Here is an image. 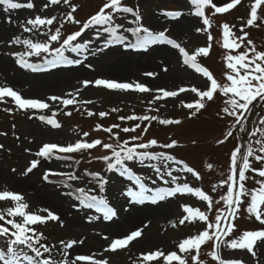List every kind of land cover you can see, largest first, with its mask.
I'll list each match as a JSON object with an SVG mask.
<instances>
[{
    "label": "snow or ice",
    "instance_id": "1",
    "mask_svg": "<svg viewBox=\"0 0 264 264\" xmlns=\"http://www.w3.org/2000/svg\"><path fill=\"white\" fill-rule=\"evenodd\" d=\"M240 3L241 0H215V2L214 0H190V5L194 6V12L191 10H162L159 13L169 24L177 26L182 25L184 18L189 15L201 18V24L195 28V32L206 34V46L198 47L191 54L182 45L180 38H173L169 35L172 31L170 26L162 30L154 27L140 11L139 5H129L125 0H104L98 11L84 21L76 18L75 14L81 5L74 4L73 0H44L43 9H50L51 6L61 4L69 9L54 30L52 26L57 22V17L51 12L48 15H34L33 18H26L20 25L25 33H39L46 37L45 40L36 42L31 38L21 39L15 34L7 40H0V44L9 47L12 45L26 46V51H17L10 55L15 57L14 63L21 69L34 73L62 68V66H80L84 64L89 55L96 56L115 45L135 50L140 54L148 53L154 46H167L177 51L182 58L183 65L201 74L204 78V83L199 87H179L177 90L153 89L139 81L126 82L106 78L83 79L79 81L80 87H74V92L60 96L51 95L47 97V100L25 98L11 87L0 86V103H7L5 97H9L16 108L25 113L48 110L51 107L48 101L59 102L65 108L73 106L76 111H80V108L76 107L78 104L92 103L90 100L78 99L80 92L89 85L117 92L155 93L148 103L157 105L149 109L156 112L160 110L159 101L174 99L180 93L190 92L195 97L192 102L184 104L183 99L180 101L184 107L191 110L190 118L197 117L207 109L210 103H215L217 100L222 101V107L216 115L220 120L225 121L227 130L223 138L216 141V144H225L229 138L234 137V134L237 143L230 151L226 171H220L222 178L212 185V193L220 189L224 190L218 199L200 188L191 187L187 182L180 183L181 180H187L186 176L180 175L181 173L190 174L196 180H202L203 177L187 162L165 151L180 147L177 140H170L168 143H161L156 138L145 140L152 127V122L163 126L182 123L179 119H161L157 115L133 114L118 118L121 122H135L130 127H121V124L107 127L100 124L94 126L93 131L107 133L110 139L115 140V143H108L100 138L88 142L84 139L90 135L88 132H84L82 138L74 143H45L35 153L41 159H33L22 173V175L32 173L42 161L53 159L71 161L73 160L72 154L84 155L99 148L110 154L94 157V159L105 162L107 172H117L119 176L126 177L132 182L126 190L122 191L124 197L130 198L128 200L130 207L147 203L148 207L156 206L154 210L164 209L167 204L161 202L176 198L178 194L194 195L199 201L204 202L205 210L183 205V211L187 214L178 221L179 225H185L187 222L193 226L196 222H203L205 225L203 230L182 239L177 245V250L167 253L156 250L142 254L145 264L160 260L167 264H189L190 261L192 264H207V261L201 258L202 249L205 247L210 249L206 255L216 264H245L241 258H225L222 251L224 249L246 250L253 258L254 264H264V259H262L264 257V166L254 167V163L264 164V49H258L254 41L249 38V32L245 31L246 28L260 29L264 26V11H261L264 0H254L246 22L239 28V35L232 30L235 25L222 24V47L228 50L224 56L225 70L221 74L222 79L218 80L214 73L207 66H202L198 59L209 57L212 50L213 35L210 29L213 28V20L211 17L223 14ZM0 6L3 12L8 14L6 23L9 25L13 23L11 13L14 11L35 10L37 7L34 0H26V2L0 0ZM125 14L131 17L127 27L125 23L117 22L118 18L127 22L128 16ZM65 22L79 26L78 30L70 34L63 33ZM42 28H47V32H40ZM87 32H91L95 40L104 37V46L93 51L94 40L82 39ZM125 33L130 34L131 39ZM105 34H107L106 37ZM53 43L58 46L53 47ZM66 52L76 54L77 58H70L65 55ZM43 54H49L51 58ZM81 55L83 59L79 58ZM33 56L41 57L42 63L29 62L28 58ZM87 67L92 68V65L87 64ZM164 71H167V68H164ZM144 75L154 78L158 73L145 72ZM4 111L12 112L13 109L5 108ZM85 111L89 117L96 115L91 110L85 109ZM119 111L121 109H111L113 113ZM64 114L70 117L73 113L65 111ZM55 115L56 113L53 112V116ZM108 115L109 113L103 111L99 113L101 119ZM31 118L32 116L29 115V119ZM38 119L53 129L62 128V124L55 118L39 115ZM137 132H139L138 135H130L121 141V133ZM0 135H7V133H0ZM195 143L193 141V144ZM3 147L0 144V149ZM75 163L79 164L80 160H76ZM130 163L145 165L153 169L158 180L166 186L158 185L157 181L151 177L137 174L129 166ZM71 166V164L67 165V167ZM206 167L212 171L214 164L207 163ZM50 176H64L69 181L94 182L96 188L79 187L75 189V198L80 206L101 213L104 221L119 219L117 209L111 206L106 197L93 194L97 190L103 193L109 183V180L99 172H90L85 169L82 175H77L72 172L47 170L41 179L53 183L49 179ZM89 177L91 180H88ZM147 181H150L151 186ZM250 181H254V185L250 186ZM66 187L70 188L71 185H66ZM65 195L72 196L73 193L67 192ZM7 201H11L13 206L8 207L6 212L0 211V264H109L108 259L103 258L102 255L97 258L95 253L91 255L70 253L69 250L74 246L84 243L82 239L67 242L60 240L59 245L48 243L49 237L39 229L46 227L49 221L59 222L61 227L64 226L61 216L52 210L42 208L32 211L30 204L25 201L21 193L13 190H0V202ZM221 204L222 207H217ZM213 212L215 214L211 215ZM241 217L258 222L261 227L255 230H241L237 223ZM87 219L89 223H92L100 220L101 217L93 215ZM173 227L176 225L173 224ZM143 232V228H137L122 237L113 238L109 241L105 251L123 250L132 242L140 239ZM102 238L109 239L106 235ZM54 252L60 254L59 259L54 256Z\"/></svg>",
    "mask_w": 264,
    "mask_h": 264
},
{
    "label": "rangeland",
    "instance_id": "2",
    "mask_svg": "<svg viewBox=\"0 0 264 264\" xmlns=\"http://www.w3.org/2000/svg\"><path fill=\"white\" fill-rule=\"evenodd\" d=\"M21 2H26V0H21ZM34 2L37 5L35 10L23 9L27 11L25 19L33 18L34 15H48L51 12V14L57 17V22L52 26L53 30L59 26V22L64 19L66 12L69 10L63 4L51 6L50 9H43L44 0H34ZM103 2L104 0H73L74 4L81 5L75 14L76 18L81 21L86 20L95 13ZM125 2L129 5L131 3L139 5L140 11L146 19L152 22L154 27L162 30L170 26L172 31L169 35L173 38H180V42L190 54L195 52L198 47L206 46V34L195 32V28L201 24V18L189 15L184 18L182 25L177 26L169 24L164 17L159 15L162 10H191L194 12V6L190 5V0H132V2L131 0H125ZM252 4H254V0H241L239 5L234 6L229 11L211 17L213 20V28L210 29L213 35L212 50L209 57H200L198 59L202 66H207L218 80L222 79L221 74L225 70L224 56L228 51L222 47L223 30L221 26L223 23H229L230 26L235 25V28L232 30L239 35V28L246 22ZM218 6L220 5L218 4ZM261 11H264V5L261 6ZM125 15L128 16L127 22L121 18H118L117 22L125 23L127 27L129 26L131 17L128 14ZM209 15L211 14L209 13ZM4 18L5 16H0V21ZM78 27L75 24L65 22L62 32L70 34L78 30ZM20 29L21 32L15 35H19L21 39L31 38L36 42H42L46 39L45 36L39 33H25L21 27ZM245 31L249 32V38L254 41L258 49H264V26L260 29L246 28ZM40 32H47V28L40 29ZM125 34L129 35L131 39L130 34ZM106 36L107 34H105ZM82 39L94 40L92 45L93 51L104 46V37L100 40H95L91 32L85 33ZM52 46L56 47L58 45L53 43ZM167 48L169 47L154 46L148 53L140 54L135 50L115 45L107 48L102 53H98L96 56L89 55L84 64L80 66H62V68L34 73L27 69H21L19 65L14 63L15 57L10 55L17 51H26V46L12 45L9 47L5 44H0V86L11 87L13 90L20 92L25 98H39L42 100H47V97L51 95L60 96L68 92H74V87H80L79 81L83 79L106 78L126 82L139 81L153 89L165 88L168 90H177L179 87L201 86L204 83L202 75L195 73L194 70L183 65L182 58L176 50L170 48L172 50L171 55L167 52ZM66 53L70 58H77L76 54ZM43 55L49 59L51 58L49 54ZM79 58L83 59V56L81 55ZM28 59L31 63H42L41 57L33 56ZM128 59H131L133 63L139 61L141 67L137 65L126 69L125 62ZM3 64L12 70H21L23 76L26 77L25 80H28L22 82L19 86L15 85L8 73L4 72V68H2ZM87 64H91L92 68H88ZM164 68H167V71H164ZM74 69L88 72V77H82L73 83H65L54 87L45 86L39 80H43L42 78H45L44 75H47L51 71H69ZM145 72H155L158 75L154 78L146 77L144 75ZM160 81L162 82L156 84V82ZM153 94L117 92L102 87L94 88L89 85L80 92L78 99L90 100L92 103L78 104L76 107H79L80 111H76L73 106L65 108L59 102L53 103L48 101L51 105L48 110L25 113L17 109L9 97H5L7 103H0V133H7V135H0V144L4 146L0 149V190H13L21 193L25 201L30 204L32 211L48 208L61 216V219L64 221L63 227H61L59 222L49 221L46 227L39 229L49 237L48 243L59 245L60 240L67 242L73 239L77 241L82 239L84 243L74 246L73 249L69 250L70 253L73 255H91L95 253L97 258H100L102 255L103 258L108 259L109 264H145L142 254L156 250H161L165 253L177 250V245L182 239L203 230L205 227L203 222H196L195 226L187 222L185 225H179L178 221L187 214L183 211V205L205 210L204 202L199 201L197 197L181 194H178L176 198H170L169 201L161 202L166 203L167 207L158 211L156 210L157 213L154 218H143L139 224L130 226L128 223L130 215L134 213L133 211L138 206H146L147 203L145 205L129 206L128 200L130 198L124 197L122 191L126 190V187L131 185L132 182L128 181L126 177L119 176L117 172H107L105 162L94 159V157L110 154L106 153L103 149H93L90 153L84 155L72 154L73 160L71 161L55 159L42 161L41 165L37 169H34L32 173L22 175L33 159H41L35 153L45 143H74L82 138L84 132L90 133L88 137L84 138L88 142L100 138L105 140V142L115 143V140L110 139L107 133L93 131L94 126L100 124L107 127L113 124H121V127H130L135 122H121L118 118L133 114L157 115L161 119H179L182 123L169 128L167 126L159 128L154 126V124H158L157 122H152V127L149 129L145 140L153 137L163 143L177 140L181 145L180 147L165 151L187 162L200 172L203 177L202 180H196L190 174L181 173L180 175L182 177L186 176L187 180H181L180 183L187 182L191 187L200 188L218 199L224 190L220 189L216 193H212V185L218 183L222 178L220 171H226L230 151L237 143L234 134V137L229 138L225 144H216V141L222 139L223 134L227 130L225 121L220 120L216 115L222 107V101L217 100L215 103H210L201 114L190 118L191 110L184 107L180 101L183 99L184 104L192 102L195 99L194 94L185 92L180 93L177 98L159 101V112L149 110L157 106L149 105L148 103ZM5 108H12L13 111L6 112L4 111ZM112 108H118L121 111L113 113L111 112ZM85 109L93 111L96 115L92 117L87 116ZM65 111H72L73 114L70 117L66 116L64 114ZM102 111L109 113V115L101 119L99 113ZM53 112L56 113L55 116H53ZM29 115L32 116L31 119H29ZM39 115H46L57 119L62 124V128L53 129L45 122L40 121L38 119ZM184 125L188 131L194 134V137L189 135L188 137L179 138L168 133L175 129H177L178 133L179 130L185 127ZM114 131L117 130L114 129ZM138 134L139 132L131 134L121 133V141L127 139L130 135ZM183 141L187 145L182 144L181 142ZM193 141L196 143L193 144ZM76 160H80V163L76 164ZM207 163L214 164L212 171L207 169ZM69 164L72 166L67 167ZM129 166L137 174L151 177L157 181L158 185L166 186L158 180L153 169L134 163H130ZM261 166H264V164L254 163V167L259 168ZM13 169L16 171L13 172ZM85 169L90 172H99L109 180L103 193L97 190L93 194L106 197L110 201L111 206L117 209L118 220L104 221L101 213H97L94 209H84L80 206L79 201L75 198V189L79 187L96 188L97 186L94 182L88 183L87 180L69 181L64 176H50L49 179L53 183H48L41 179L43 173L47 170L72 172L82 175ZM88 180H91V177ZM147 182L151 186L150 181ZM66 185H71V187H66ZM249 185H254V181H250ZM67 192H72L73 195H65ZM12 206L13 203L11 201L0 202V211L6 212V209ZM152 207L156 208V206ZM217 207H222V204L217 205ZM214 214L213 212L211 215ZM93 215L100 216L101 219L89 223L87 218ZM237 223L241 230H255L261 227L258 222L244 217H241ZM173 224L176 227H173ZM137 228L144 229L143 236L140 239L132 242L123 250H117L116 252L105 251L111 239L122 237ZM104 235L108 236L109 239H103L102 236ZM208 251H210L209 248H203L201 258L206 260L207 264H216V262L206 255ZM222 251L225 258H241L245 261V264H254L253 258L246 250L224 249ZM54 256L57 259L60 258V254L57 252H54ZM152 264H167V262L160 260L153 261ZM189 264H192V262L190 261Z\"/></svg>",
    "mask_w": 264,
    "mask_h": 264
},
{
    "label": "bare ground",
    "instance_id": "3",
    "mask_svg": "<svg viewBox=\"0 0 264 264\" xmlns=\"http://www.w3.org/2000/svg\"><path fill=\"white\" fill-rule=\"evenodd\" d=\"M27 14V11L25 10H17L14 11L13 13H11L12 17H13V23L11 25L6 23V16L8 14L4 13L2 10V6H0V16H5V18L0 21V40H5L8 39V37L14 35V34H19L21 32L20 29V24L21 22L24 21L25 19V15ZM167 52L170 53L172 55V50L170 48H167ZM5 64V62H4ZM4 64L2 65V68H4V72L8 73V75L10 76V78L13 80V83L15 85H20L22 82L27 81L25 80V76H23V72H21V70L17 71L16 69L12 70L10 67H8L7 65L4 66ZM140 65V62H136L133 63V61H131V59L126 60L125 62V66L126 69L128 67L132 68L134 66ZM141 67V65L139 66ZM122 73H124V71H122ZM11 74V75H10ZM45 78H42L43 80L39 79L40 82L43 83V85L45 86H59L65 83H73L76 80H78L79 78L82 77H88V72L84 71V70H69V71H64V70H55V71H51L49 72L47 75H44ZM166 78V77H165ZM38 80V79H37ZM163 80V79H162ZM160 82H156V84L161 83ZM156 208L154 207H148L146 206H141V207H137L130 215L129 219H128V223L133 226L139 224L143 218L150 217V218H154L155 214L157 213L156 210H154ZM158 211V210H157ZM117 226V225H116ZM115 226V227H116ZM120 227V226H119Z\"/></svg>",
    "mask_w": 264,
    "mask_h": 264
},
{
    "label": "trees",
    "instance_id": "4",
    "mask_svg": "<svg viewBox=\"0 0 264 264\" xmlns=\"http://www.w3.org/2000/svg\"><path fill=\"white\" fill-rule=\"evenodd\" d=\"M2 124H3V123H2ZM4 124H5V123H4ZM154 126H157V127H159V128H162V127H163V125H160L159 123H158V124H154ZM172 126H174V125L167 126V127L169 128V127H172ZM184 126H185V125H184ZM168 133L171 134V135H173V136H178L179 138H180V137H188L189 135H191V137H192V136L194 137V134L186 129V126L183 127L181 130H179L178 133H177V129H175L174 131H169ZM175 134H176V135H175ZM153 138H155V137H153ZM175 138L177 139V137H175ZM156 139H157V138H156ZM157 140H158V139H157ZM183 143H185V142L183 141ZM185 144H186V143H185Z\"/></svg>",
    "mask_w": 264,
    "mask_h": 264
}]
</instances>
